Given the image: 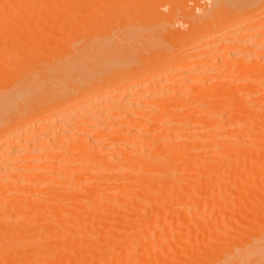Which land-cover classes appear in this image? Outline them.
I'll list each match as a JSON object with an SVG mask.
<instances>
[{
  "label": "bare ground",
  "instance_id": "1",
  "mask_svg": "<svg viewBox=\"0 0 264 264\" xmlns=\"http://www.w3.org/2000/svg\"><path fill=\"white\" fill-rule=\"evenodd\" d=\"M252 4L249 8L253 10L255 5ZM259 10H262L261 14L254 15V21L264 24V6ZM255 11L254 8L250 13L256 14ZM126 12H129L126 11V0H0V264H63L64 261L65 264H191L190 250L194 244L190 242L191 235L195 236L198 246L202 241L204 243V239H197L199 235L255 236L262 240L261 249H254H259L255 252L257 256H251L254 250L251 249V253L246 247L248 259L246 255L238 262L247 264L248 260L251 263V256L255 257V263L264 264V194L259 187L264 182H258L264 180L261 176L264 175V112L259 116L255 115L257 112L254 115L251 112L246 118L242 117L245 109L258 107L261 112L264 110V89L250 93L247 106L230 102L213 107L202 100L200 104H155L151 102V99H157L153 90L142 103L126 102L128 95L139 92L143 84L146 86L144 81L152 78L150 74H164L166 69L188 71L194 66L199 70L201 60H194L195 64H192L191 57L182 54L170 58L160 56L154 64L156 67L153 66L155 69L152 68L156 73L148 72L145 64L144 68L140 67L142 71L138 67L137 73L131 71L128 76ZM73 13L77 14L70 18ZM66 26H72V29L64 32ZM258 56V65H261L264 56L262 53ZM258 65L242 66L241 71L253 74L251 85L264 83V69ZM147 66L150 69L151 65ZM234 67L223 73L237 74ZM133 69L135 71V67ZM240 72L238 78L242 77ZM158 75H153L157 82L161 80ZM227 75L226 78H230ZM72 81L77 83L74 88L70 86ZM8 116L14 118L6 121ZM242 119L248 123L257 119V125L263 121L259 128L251 124V131L256 129L260 136L256 140L260 138L261 141L256 144L252 141L253 146L258 144V149L249 143L254 134L245 126L248 129H243L246 135L235 129L236 132L230 130L226 137L221 136L224 143L230 138L239 140L238 146L235 141H229L222 156L220 152L215 154L214 147L207 150V154L212 151L217 159L211 157V153L210 157L205 155L207 148L198 151L195 144L192 147L198 153H205H199L202 156L198 158L193 156L195 152L189 146L198 140L193 137H202L201 130L196 127L198 123L205 126L199 124L200 128L206 129V133H202L205 134L202 142H197L200 147L201 144L205 146L203 142L206 141L212 145L221 141L220 131L215 129L216 122L221 126ZM153 128H162L163 132L154 134ZM197 129L200 132H196ZM248 134H251L250 140ZM245 136L248 141L244 145L241 143ZM230 144L233 147H229ZM248 147L255 149L249 152ZM143 150L148 152L147 156L144 152L145 157ZM170 154H176L174 160L168 158ZM160 155L166 157L161 162L162 168L157 164L161 161ZM167 158L172 161L174 173L168 169ZM152 164H157L159 169ZM150 165L156 168L152 172L164 173L167 180L163 179L152 189L144 188L143 184ZM188 165H193L192 170L184 172ZM143 166L148 169L147 173ZM175 167L179 168L176 170ZM122 169L126 170V176L120 173ZM178 169L183 172L182 175L180 171L179 180L173 178ZM100 170L102 175L116 179L97 177L99 172L96 171ZM93 173L97 179L88 181ZM136 179L143 183L139 185L140 180L136 182ZM105 186L106 190L103 189ZM84 188L93 191L91 194L100 190L107 192V189L115 191L101 192L103 194L92 200L93 196L85 193ZM69 189L77 195H71ZM79 190L92 198L83 192L79 196ZM226 195L231 198L228 196L227 199ZM179 199L188 204V210L195 207V214L189 212ZM225 199L228 201L223 202ZM220 201L225 203L222 207ZM178 204L188 213H178L177 209H183ZM232 210L236 212L232 213ZM190 214L195 215L194 218L189 217ZM126 216L131 219L128 221ZM105 220L118 223L114 227L113 222L109 225L111 222L106 224ZM149 221H154L153 226ZM128 223L130 226H126ZM147 223L151 226H146ZM128 227L130 231L126 232ZM100 234L106 237L101 239L99 237L103 235Z\"/></svg>",
  "mask_w": 264,
  "mask_h": 264
},
{
  "label": "rangeland",
  "instance_id": "2",
  "mask_svg": "<svg viewBox=\"0 0 264 264\" xmlns=\"http://www.w3.org/2000/svg\"><path fill=\"white\" fill-rule=\"evenodd\" d=\"M157 1L158 0H126V11H127V9L129 11L128 13L126 12V46H127L126 47V49H127L126 50V55H127V57L129 56L128 57V62H127V57H126V62L128 63V65L126 63V66H127L126 67V69H127L126 70L127 71L126 74L129 76V74H132L133 72L137 73V68L139 67L138 69H140V67H143L145 64L146 65L144 67L146 68V70H148V72L150 70L153 71L155 69L154 67H156L154 64H157L156 62H158L160 56H165L166 55L167 57L170 58V56H177L179 54L180 55L182 54L184 57H188V58L191 57L190 60L193 61L192 64H195L194 63L195 61H198L199 59H201L199 61L200 62V64H199L200 69L196 70L197 66L193 65L194 69L191 67L192 70H191V68L188 71L184 70V69L183 70H179V71H171V70L169 71V70L166 69V71H167L166 73L164 72V74H159V75L156 73V71H153V72L151 71V73H156V74H150V75H152L151 76L152 78L148 77L144 81L146 86L143 84L142 88L139 89V92H136L135 94L132 93L131 95H133V96L128 95V99L126 98V102H127V100H132L131 102H133V103H135V102L136 103H142V102H144V98L147 97L148 93H150V92L153 93L152 92V90H153L154 92H156L157 99L155 97V100L151 99V102L155 103V104H159V103H162V102L163 103L165 102L166 104H186L187 102H192L194 104H197V103L200 104L203 101V102L206 103V105H210V106H213V107L226 105V104H228L230 102L241 103V104H244L245 106L249 105V102L247 100L249 99V97H251L250 93H253V92L257 93V91L259 92L261 89H264V85H263L264 83L262 84L260 82V83H257L256 85H251V83H250L251 79L250 78H253V74L250 71L244 73V71H241V69H242V66H244L245 64H248L251 67L252 66H257L260 63L256 59L257 57H259L258 54L262 53V56H264V46H263L264 45V37H263L264 36V28H263L264 24H262V23L257 24L254 21L255 16L256 15L258 16V14L262 11V10H259V8L264 6V4H263L264 0H257L263 6H261V4L258 3L256 0H252V1L251 0H159L158 2ZM253 1H255L256 3H254ZM154 2H156V4ZM251 3H253L252 6L255 5V6L252 7L253 10L249 8ZM225 4H227V5H225ZM257 4H259V5H257ZM243 7L246 8L245 11H242L244 9ZM241 8H243V9H241ZM254 8L256 10L255 11L256 14L252 15V13H254V12H252V13H250V12L254 11ZM249 9H250V11H249ZM257 10H258V12H257ZM242 12H244V13H242ZM76 14L77 13H73L69 17L73 18ZM250 15H252V16L255 15V16L252 17ZM242 16H243V18H246V16H247L249 18V20H248V18H246V19L241 18ZM238 19H241L242 21H240ZM244 21H246L247 26H246ZM250 26H251V28H250ZM71 27L72 26L64 27V32H66L68 30H71L72 29ZM258 28H259V30H257ZM234 30H235V32H234ZM243 30H245V31H243ZM247 32H249V34ZM48 33L51 34V32H48ZM257 33H258L259 36H256ZM47 36H49V35H47ZM249 36H251V37H249ZM50 37H53V35H50ZM254 37H258V38L256 39ZM213 39H215V40H213ZM141 40L143 41V46H145V45H147V46L143 47L142 44H141L142 43ZM209 40L212 41V42L213 41L215 42L217 40V42H215V43L211 42L210 43V42H208ZM218 42L221 43V44H219ZM135 43H137V44H135ZM147 43H149V45ZM260 43H262V45ZM150 46H152V47H150ZM212 46L214 47L213 49H212ZM262 47H263V50H262ZM199 48H201V49H199ZM210 48L213 51L210 50ZM131 49H133V50H131ZM205 49H207V50H205ZM209 50H210V52H209ZM205 53H206V56H204ZM196 55L198 57H195ZM147 65H151L152 67L150 66V69H149L148 68L149 66H147ZM233 66H235L234 70H235V72L237 71V74H239L240 71H241L240 73H243V74H240L242 77L239 75V77H241V78H238V75L235 74V73H234L235 75L231 74L230 76L225 74V73H223V72H226V70L230 71V69H233L232 68ZM258 66H260V67L262 66V68L264 69L263 61L261 62V65H258ZM133 67H135V71H134ZM128 68H130V70H128ZM152 68H154V69H152ZM140 70L142 71V68ZM131 71H132V73H130ZM128 72H129V74H128ZM138 72H140V71H138ZM168 73H170V74H168ZM187 74L189 76H187ZM153 75L154 76L158 75V78L159 79L161 78V80H159L160 82L159 81L158 82L155 81L153 79ZM167 75H169V76H167ZM226 75L228 77H230V78H226ZM185 76L187 77L186 79H185ZM233 76H235V77H233ZM250 76H252V77H250ZM162 77H163L164 80L162 79ZM193 78H196V79L194 80ZM231 78H233V79H231ZM148 79L149 80L152 79L154 81L151 80V82H152L151 83V82H149ZM237 79H238L239 82L237 81ZM187 80L190 81V82H188ZM196 80L199 81L200 83H198ZM230 80H233V82L230 81ZM74 81H72L71 84H70V86L73 87V88H74L75 85H77L76 82H75L76 84L75 83L73 84ZM146 81H148V82H146ZM182 81H184V83ZM244 81L245 82L247 81V82L245 83ZM207 82H208V84H207ZM230 82H232V83H230ZM193 84H194V86H193ZM166 86H168V87H166ZM143 91H145V92H143ZM159 91H161V92H159ZM171 91H173L174 94H173V92L171 93ZM162 92L166 93V95L163 94ZM229 92H232V94H228ZM162 94L164 95V97H163ZM160 95H162V96H160ZM130 97H132L133 99H131ZM190 99H192L194 101H197V102H194L192 100L190 101ZM195 99H197V100H195ZM263 99H260V100H263ZM138 100H140V101H138ZM247 108H249V107H247ZM257 108L258 107H256V108L254 107V108H251V109L249 108V110L245 109L246 112H242L243 113L242 117L246 118L247 114L251 113V112H252L251 115L253 113H255V112H257V114L255 113L256 116H259L258 114H260V113L262 115L264 110L261 112L260 108H258V109ZM257 110L260 111V112H258ZM256 116H255V118H256ZM7 118L8 119H6V121L10 120V119H13L14 117L12 118V117L8 116ZM263 119H264V117L262 116V120ZM243 120L244 119H242L241 121L238 120V123L236 122L237 120H234V121H231V122L228 121V123H224L221 126H219V123H217L216 122L217 120H216L215 121L216 125L219 128L215 125V129L217 128L220 131V132L219 131L218 132L221 134V135H219V139L221 138V141L220 142L219 141L216 142L217 144L214 143L216 145H212L211 143H208V141H206L207 139H203V140L206 141V142H203L205 146H203L201 144L200 147H198L200 144L198 143L199 144L198 145L197 142H199V140H200V143L202 142L201 141L202 138L205 137V134H202V133H206V129H204L205 126L202 123H198V125L200 124L199 126L204 127V128H200L198 125H196V127H198L201 130V134L202 135L200 134V136H202V137H199V136L193 137L194 138L193 140L196 141V138L198 140L196 142H194V143H191V147L189 146V148L192 149V151L195 152V154L193 152H191V154L193 153L194 155L193 154L192 155L195 156V158L196 157L198 158L203 152V151L199 152V153H201V154H199L198 151L205 150L207 148L206 149V153L204 151L203 154L205 153V155H208V157H210V155L212 154V151L208 152V154H207V150L210 151L214 147V149H216L215 154L219 155V153H217V152H220L221 153L220 156H222V152L226 149V147H228L227 145H229L231 140L233 142L235 140H233L232 138L229 137V135H227V137L230 138V139H227V140H229L230 142L228 141V143L227 142L224 143L222 141L223 137H221V136L225 135V137H226V134L229 133L230 130L231 131L234 130V132H236L235 129H240V132L241 133L243 132L245 135L247 134L246 131L248 129H250V132H252V134H254V135H252L254 137V139H252L253 138L252 137L251 140H250V137H251L250 135L251 134L250 135L248 134L249 135L248 137H249V140H250L249 143H251L252 147L256 146L257 149H258V144L257 145H255V144H256V142L261 141V140H259L260 138L258 140H256L257 137H260V136L258 135V131L256 129H254V130L257 131V132L251 131V129L253 130V128H251V126L252 125H254V126L257 125L256 123H258V122H255L257 119H255V121L251 122V123L250 122L248 123V121L245 122ZM258 120H261V119L258 118ZM197 122H201V121L197 120ZM193 123L195 124V121ZM246 123H248V124H246ZM260 123L263 124V121H261ZM228 125H230V126H228ZM245 126L248 129H246ZM257 126H255V128H259V126L258 127ZM244 128H245L246 131L243 130ZM154 129L155 128H153L151 131H153ZM157 129H155L153 131L154 134L157 133V135H158V134H160L158 132H161V133L163 132L162 128H157ZM199 129H197V131L196 130L195 131L196 132H200ZM202 129H204L205 131L203 130L204 132H202ZM241 130H243V131H241ZM237 131H239V130H237ZM198 137L201 138V139H199ZM248 137L245 136L244 141L243 142L241 141L242 142L241 144L245 145V143H247V141H248V140H245V139H248ZM227 140H225V141H227ZM238 141L239 140H237V142L235 141V144L237 143L236 146H238ZM252 141L255 142V144H254L255 146L252 145L253 144ZM233 142H232V144H233ZM239 143H240V141H239ZM249 143H248V145L250 146ZM192 144H195V147L197 149L199 148L198 151H197V149H195V147H192ZM208 144L212 145V147L208 146ZM241 144H239V145L243 146ZM231 146L232 145L230 144L229 147H231ZM233 146H234V144H233ZM123 147H124V145H123ZM129 147H132V145L130 144ZM208 147H209V149H208ZM210 147H211V149H210ZM222 147H225V148H222ZM243 147H246V146H243ZM252 147L251 148L248 147L249 148V152H251L252 150L255 149V148H252ZM193 148H194V150H193ZM141 152H142V156H144L143 154H144L145 150H143ZM146 152H147V150H146ZM146 152H145V156H147ZM209 153H211V154L209 155ZM147 154H148V152H147ZM167 154H168V152L166 153V157H167ZM170 155L171 156H168V158L172 157L173 159L171 158V160H174V158H175L174 155L176 156V154H173V156H172V154H170ZM214 155L211 156V157H215ZM160 156H161L160 157L161 161L158 162L157 164L158 165L160 164L159 167L162 168L161 167L162 166L161 162L163 163L165 161L166 157L162 156V155H160ZM162 157H163V159H162ZM168 158H167V162H170V161H168V160H170ZM215 158L217 159V156ZM215 158H213L212 160H214ZM171 162L169 163L170 168L168 167V169L170 171L174 169V167H172V169H171ZM166 164L168 165V163H166ZM152 165L156 167V165H154V164H152ZM188 166H189L188 168H184V169H186V170H184V172H187L190 168H191L190 171L192 170L193 165H188ZM155 167H152L151 165H150V167H147L149 169L148 175H152L150 177H147L148 175H145L148 180L146 178H145L146 180L144 179L143 174L141 175V177H143V179L145 180L144 183L141 181V179H138V180L136 179L135 181L138 182L140 180L141 182L139 181V183H140L139 185H141V183H143L144 184V188H147V187L150 188L151 187V189H152L153 186H155V187L158 186L160 183H162L164 181L163 179L166 180V177H165L166 175L164 173H163L164 175L162 173H160V175H161L160 176V175L156 174V172H152L153 170H156V168L159 169V167H156V168ZM142 168H143V171L145 170V173H147L146 171H148V169L146 167H144V166ZM150 168H152V170ZM177 168H179V167H177ZM177 168H176V170H177ZM176 170H175V172H176ZM101 171L102 170L96 171V172H99V173H97V177H101L102 176L105 179L108 178L111 181L112 177L110 178V177H106V175L105 176L102 175L104 173H102L103 171L102 172ZM150 171L152 173H154L155 175H157V177L155 175L151 174ZM180 171L181 170L178 169V171L176 172V173H178V175H176V173H175V175L170 174V173H174V171L173 172L171 171L169 174L175 176L173 178L179 180L178 177L183 175V172L181 171L182 172V175H181ZM96 172H94V173H96ZM122 172L124 173L123 174L124 176L127 175L126 174V170L122 169V171L120 173H122ZM94 173H93V175H94ZM93 175H92L91 178L88 179V181H91V180L94 181V179L95 180L97 179L96 178V174L94 176ZM124 176H121V177L123 178ZM153 176H155V178ZM261 176L264 179V175L262 174ZM141 177L139 176V178H141ZM160 177H162V178H160ZM114 179H116V177ZM118 179H120V178H118ZM155 179H156L157 182L155 181ZM120 181L122 182L124 180L120 179ZM126 181H129V180L125 179L124 183ZM258 182H264V180L261 179V181H260V179H259ZM129 183H130V181H129ZM106 187L107 186H105V188L103 187V189L106 190ZM259 187H261L260 189L263 192L262 194H264V185L262 186L261 183H260ZM144 188H143V186L141 187L142 190H144ZM84 189H83V191L85 193H87V194H88V192L89 193L93 192L90 189L89 190H87V188H84ZM255 189H258V191L260 190L258 187L257 188L255 187ZM69 190L71 191V189H69ZM72 190H74V189H72ZM145 190H147V189H145ZM83 191H81V193ZM110 191L111 190L108 191V189H107V192H109V193H111V192H113L115 190H113L111 192ZM101 192H105V191L100 190L98 193H96L97 195L95 193H92V194L90 193L89 195H92L93 198H94L95 196L98 197L99 194H103ZM107 192H105V193H107ZM144 192L145 191H143V193ZM79 193H80V190H79ZM81 193L79 194V196H82ZM70 194L71 195H77L76 192H75V194H73L72 191L70 192ZM87 194H85V195H87ZM85 195L83 197H86ZM92 196H88V198H92ZM226 196H227V199H228V196L231 198L230 195H226ZM93 198H92V200H96L97 199V198H94V199ZM183 199H181L182 201L179 199L180 200L179 202L181 204H183V205H186L185 207L188 210L190 207H187L188 204ZM221 199L223 200V198H221ZM221 201H220V204H221ZM225 201H228V200L225 199L223 202H225ZM179 204L177 205L178 207L180 206L179 208H181V206L183 207V205H179ZM222 204H225V203H222ZM222 204H221L220 207H222ZM212 205H209V206L212 207ZM176 207H175V210H176ZM185 207H183V209L181 208L182 210L177 209V210H179L178 213H180V212L182 213V211H183V213L184 212L188 213V211L189 212L191 211V213L195 214L194 213L195 212L194 210H196L195 207L194 208L192 207V209L188 210L187 212H186V209L184 210ZM211 207H209V209ZM213 207H216V206L213 205ZM223 209H224V207H223ZM219 210H221V209H219ZM197 212L198 211H196V213ZM234 212H236V211L232 210V213H234ZM97 213L99 214L100 212L97 211ZM131 213L129 212L128 214H131ZM119 216H120V214H119ZM119 216H117V217H119ZM129 216H126V218L128 217V221H129V218H130ZM177 216H178V214H177ZM177 216H175V217H177ZM194 216L191 215V214L189 215V217H191V218H194ZM132 218H133V216H132ZM108 222L109 223L111 222V224H109ZM108 222H106V220H105L106 224L108 223L109 225H112V222L114 223V221H108ZM116 222L112 226L116 225ZM149 222L153 226V224H154L153 222L154 221H149ZM150 223H147L146 226L150 227L151 226ZM209 223H207V224H209ZM126 226H130V224L126 225ZM197 226H199V225H197ZM201 227H203V225ZM201 227H199V228H201ZM127 231H130L129 227H128V229L126 228V232ZM100 236H102V237H99L101 239L106 237V236H104V234H100ZM191 236L192 237H190L191 238L190 242L194 243V244H192L193 246L191 247V250H190V252H192V253H190L192 258L194 257V259L191 258V260H192L191 264H208V263L209 264H242L243 263L242 261L240 263L238 262V261H240L239 258H242V259L244 258L245 259V256L247 255L246 258L248 259V253L246 252L247 251L246 247H249L248 251H250L251 249L254 250L255 247H259L260 248L261 241H262V240L260 241V239L258 240L257 237L255 238V236L250 238V237L235 236V235H228V236L225 235L224 237H222V236L221 237H211V236H206V235L205 236L203 235V237H201L199 235V236H196L197 239H198V237H199V240H201V239L203 240L204 239V243H203V241H202V243L200 242L201 244L199 245L200 246L199 247L198 246L199 243L197 244L195 242L196 241V238H194L195 236H193V235H191ZM231 238H233L234 240L232 239L230 241ZM246 239H248L250 242L252 241L251 244ZM255 239H256V241H255ZM254 243H255L256 246H254ZM258 244H260V245H258ZM172 245H174V242H173ZM245 248H246V251H244ZM253 250H251L250 252L252 253ZM256 251H259V249L258 250L257 249L254 250L253 253H255ZM253 253H252L251 256H257L256 253H255L256 255L253 254ZM201 255H202V257H201ZM242 255H244V257ZM251 256L249 257V260H251V263L253 262V264H257V263L254 262L255 261L254 260L255 257H251ZM197 257H199L200 260ZM252 258H253V261H252ZM63 259H66V258H63ZM235 261H236V263H235ZM59 263H61V261ZM251 263H250V261L247 260V264H251ZM36 264H39V263H36ZM63 264H65V261H64Z\"/></svg>",
  "mask_w": 264,
  "mask_h": 264
}]
</instances>
